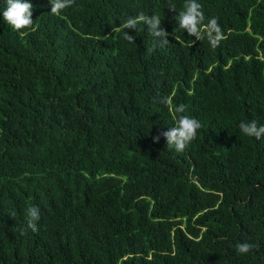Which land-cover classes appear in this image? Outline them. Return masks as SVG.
<instances>
[{
  "label": "trees",
  "instance_id": "trees-1",
  "mask_svg": "<svg viewBox=\"0 0 264 264\" xmlns=\"http://www.w3.org/2000/svg\"><path fill=\"white\" fill-rule=\"evenodd\" d=\"M0 264H264V0H0Z\"/></svg>",
  "mask_w": 264,
  "mask_h": 264
}]
</instances>
